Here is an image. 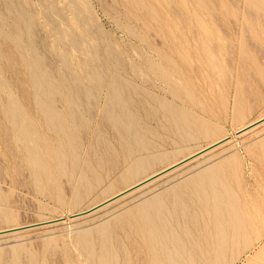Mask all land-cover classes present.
<instances>
[{
	"label": "rangeland",
	"instance_id": "1",
	"mask_svg": "<svg viewBox=\"0 0 264 264\" xmlns=\"http://www.w3.org/2000/svg\"><path fill=\"white\" fill-rule=\"evenodd\" d=\"M261 1L0 0V231L87 211L229 138L91 216L1 235L0 264H229L238 248L231 264L253 261L242 248L264 233V123L236 132L264 117ZM241 218L245 242L215 261Z\"/></svg>",
	"mask_w": 264,
	"mask_h": 264
},
{
	"label": "bare ground",
	"instance_id": "2",
	"mask_svg": "<svg viewBox=\"0 0 264 264\" xmlns=\"http://www.w3.org/2000/svg\"><path fill=\"white\" fill-rule=\"evenodd\" d=\"M23 1V0H22ZM261 0H259V2H260ZM16 2H17V9H19V7H20V4H19V0H16ZM262 2V1H261ZM5 3V2H4ZM264 3V2H263ZM263 3H261L262 5H263ZM248 5V4H247ZM259 7V6H258ZM69 8V7H68ZM255 8V7H254ZM262 7H260V9H261ZM11 9H12V7H11ZM11 9H10V11H11ZM260 9H257L256 8V11L255 12H258L259 14H260V12H262V11H257V10H260ZM249 10H251V9H249ZM9 11V12H10ZM17 11H19V10H17ZM53 12H54V9L52 10ZM251 12V11H250ZM11 13H14V11H12ZM56 14V13H55ZM249 14H251V13H249ZM263 14V13H262ZM261 15V14H260ZM262 18V17H261ZM16 19H18L17 17H16ZM16 19H14V20H16ZM20 19V18H19ZM92 19V18H91ZM54 20V23L56 24L57 23V28H58V32L60 33V35H67L66 33H64V32H66V30H64V27H63V24H64V20L61 18V17H59L57 14H56V16H55V18L53 19ZM56 21V22H55ZM14 22V21H13ZM16 23H18V22H16ZM19 24V23H18ZM17 24V25H18ZM87 24V23H86ZM60 25V26H59ZM70 25V24H69ZM16 26V25H15ZM56 26V25H55ZM74 27V26H73ZM20 29V28H19ZM21 30V29H20ZM82 30V29H81ZM4 31V30H3ZM22 31V30H21ZM34 31V30H33ZM70 32V31H69ZM68 32V33H69ZM33 33V32H32ZM74 33H75V31H74ZM21 34V33H20ZM34 34V33H33ZM32 34V35H33ZM76 34V33H75ZM31 35V34H30ZM21 36V35H20ZM35 36H33V38H34ZM1 38V37H0ZM31 38H32V36H31ZM30 38V39H31ZM29 39V40H30ZM32 40V39H31ZM78 42V41H77ZM83 42V41H82ZM89 42V41H88ZM62 43V42H61ZM0 45H2L1 43H0ZM67 45H65V47H66ZM2 47V46H1ZM25 47V46H24ZM32 48V47H31ZM85 48H87V47H85ZM87 50H88V48H87ZM97 50V49H96ZM23 52V51H22ZM21 52V53H22ZM77 53V52H76ZM90 56V55H89ZM78 57V56H77ZM89 58V57H88ZM93 60V59H92ZM86 61V60H85ZM94 62V61H93ZM100 62V61H99ZM81 63V62H80ZM83 63V62H82ZM101 63V62H100ZM8 65V64H7ZM9 67V66H8ZM11 68V67H10ZM94 68H96V67H94ZM37 70L35 69V67L34 66H32L31 67V70H30V76H31V78H33L34 80L37 78ZM68 76V75H67ZM47 77V76H46ZM46 77L45 76H43V79L46 81L47 79H46ZM76 83V82H75ZM126 83V82H125ZM38 88L40 89V93L41 94H44V96H43V98H47V99H51V96H52V91H53V86L52 85H50V83H48V85H45V87L43 86V85H38ZM45 88H46V90H45ZM38 90V89H37ZM50 90H51V92H50ZM38 92V91H37ZM77 92V91H76ZM78 94L80 93V91H78L77 92ZM53 95H56V94H53ZM58 97V96H57ZM57 97H55L56 99H57ZM78 97H79V95H78ZM115 97V96H114ZM54 98V99H55ZM75 98V97H74ZM53 99V98H52ZM53 99V100H54ZM114 99V98H113ZM117 99V98H116ZM1 100V99H0ZM58 100H59V98H58ZM60 100H61V98H60ZM118 100V99H117ZM62 101V100H61ZM82 101V100H81ZM80 101V102H81ZM63 102V101H62ZM118 104V103H117ZM56 105V104H55ZM83 105V104H82ZM56 107V106H55ZM58 108V107H57ZM36 109V108H35ZM61 111H63L62 109H61ZM61 111H55L50 117H45L46 119H47V121H46V123L49 125V126H51V124H55L56 126H58L59 127V131H60V133L63 131V127H60L61 125H62V117H61ZM61 112V113H60ZM64 113L66 112H68L69 114L70 113H72L73 114V116L76 114L74 111H72L71 109H69V110H67V111H63ZM28 114V113H27ZM48 114H49V112H48ZM37 115H38V113H37ZM29 116H31V115H29ZM39 116V115H38ZM37 116V117H38ZM35 117V116H34ZM40 118V117H39ZM45 118H44V120H45ZM16 121V120H15ZM38 122V121H37ZM264 123V117H262V118H260V119H258L257 121L255 120V122H252V123H250V124H248V125H246V126H244L243 128H241V129H239L237 132H236V134L237 135H243V134H245L246 132H248V131H250V130H252V129H254L255 127H257L258 125H261V124H263ZM39 124V123H38ZM41 124H39V126H40ZM41 127H42V125H41ZM35 128V127H34ZM43 128V127H42ZM48 128V127H47ZM33 129V128H32ZM39 129V128H38ZM46 129V128H45ZM16 132H18V131H16ZM34 133V132H33ZM32 133V135H34ZM36 134H38L37 132H36ZM61 136H62V134H61ZM33 137V136H32ZM34 137H35V135H34ZM28 138H30V137H28ZM37 138V137H36ZM45 138H47V137H45ZM64 139V138H63ZM22 140V139H21ZM229 140V138L228 137H224V138H222V139H220V140H218V141H216V142H213V144H211V145H209V146H206V148H204V149H202V150H199V152H197V153H194V154H192V155H190V156H188L187 158L185 157V159H183V160H181V161H179V162H177V163H175V164H172V165H170V166H168L167 168H165V169H163V170H161V171H159V172H157V173H155V174H153V175H150L149 177H147V178H145V179H143V180H141V181H139L138 183H136L135 185H133V186H130V188H126V190L125 191H122V192H120V193H118V194H116V195H114V196H112V197H110L109 199H107V200H105V201H103L102 203H98V205H94V207L92 206L91 207V209H89V210H87V211H83V212H79V213H76V214H73V215H70L69 217H61V218H59V219H56V220H53V221H49V222H44V223H40V224H35V225H30V226H26V227H23V228H18V229H11V230H3V231H0V236L1 235H5L6 236V234L8 235H10V234H13L14 232H16L17 233V231L19 232V230H23V229H28V228H32V227H37V226H44V225H51V224H55V223H59V222H62L63 220H67V219H71L70 221H72V220H78V219H80V218H84V217H87V216H91V215H93V214H95V213H97V212H99L100 210H102L103 208H105V207H107V206H109V205H111L112 203H114V202H116V201H118L119 199H121V198H123V197H125V196H127V195H129V194H131V193H133L134 191H136V190H139V189H141V188H143V187H145L146 185H149L150 183H152V182H155L156 180H158V179H160L161 177H163V176H165V175H167L168 173H170V172H172V171H175L176 169H178L179 167H181V166H183V165H186L188 162H191V161H193V160H195L197 157H201L202 155H205V153L207 154L208 152H210V151H212L213 149H215L216 147H219L220 145H223L224 143H226L227 141ZM34 141H36L35 139H34ZM61 141H62V139H61ZM63 142V141H62ZM16 143V142H15ZM36 143H37V141H36ZM54 143V142H53ZM18 144V143H17ZM17 144H15V145H17ZM19 148H21L20 146H19ZM33 148H35V147H33ZM28 158V157H27ZM148 161V160H147ZM150 163H151V161H150ZM149 163V164H150ZM146 164V163H145ZM208 169V168H207ZM181 173V172H180ZM210 178V177H209ZM213 178V177H212ZM212 178H210V179H212ZM158 186V185H157ZM169 189V188H168ZM215 189H216V187H215ZM214 191L215 190H213V194H214ZM217 193H218V191H217ZM216 193V194H217ZM167 196H169V195H166V196H164L163 198L164 199H167L168 197ZM180 196V195H179ZM178 196V197H179ZM183 196V195H182ZM215 196H217V195H215ZM181 197V196H180ZM218 197H219V194H218V196H217V199H218ZM182 198H184V196L182 197ZM182 198H179V199H182ZM187 198V197H186ZM212 198H213V196H212ZM163 199V200H164ZM185 199V198H184ZM183 199V200H184ZM216 199V200H217ZM219 199H221V198H219ZM172 200V199H171ZM174 200V199H173ZM187 200V199H186ZM185 200V201H186ZM201 200V199H200ZM208 200V199H207ZM214 200V199H213ZM156 201H157V199H156ZM174 201H176V200H174ZM184 201V202H185ZM220 201L221 200H219V203H220ZM167 202V201H166ZM177 202V201H176ZM218 202V201H217ZM216 201H215V203H217ZM148 203V202H147ZM169 203V202H168ZM172 203V202H171ZM182 203V202H181ZM205 203V202H204ZM222 203V202H221ZM160 204V203H159ZM188 204V203H187ZM230 204V205H229ZM228 205L229 206H231V203H229ZM175 205V204H174ZM179 205V204H178ZM183 205V204H182ZM159 206V205H158ZM185 206H187V205H185ZM213 206V205H212ZM218 206V205H217ZM221 208H222V206L221 205H219ZM226 206V205H225ZM233 206H234V204H233ZM232 206V207H233ZM117 207V206H116ZM146 207H147V205H146ZM168 207H169V205H168ZM181 207V206H180ZM183 207H184V205H183ZM182 207V208H183ZM159 208V207H158ZM175 208H176V206H175ZM178 208V207H177ZM176 208V209H177ZM181 208V209H182ZM190 208H192V207H190ZM230 208V207H229ZM228 207H227V209H229ZM234 208V207H233ZM233 208H231V209H233ZM147 209H149V208H147ZM169 209H172V208H170L169 207ZM218 209V208H217ZM226 211H227V209L226 208H224ZM230 210V209H229ZM229 210L227 211L228 213H229ZM141 211V210H140ZM185 211V210H184ZM189 211H191V210H189ZM192 211H193V209H192ZM239 210L237 209L236 210V214L238 215V213H240V211L238 212ZM149 212H150V210H149ZM171 212V211H170ZM178 212V211H177ZM216 212L217 211H215L214 213L216 214ZM231 212V214L233 215H231L230 217L231 218H233V217H235L234 216V214H233V212L232 211H230ZM176 213V212H175ZM189 213V212H188ZM218 213V212H217ZM127 214H129L128 212H127ZM131 214V213H130ZM151 214V213H150ZM159 214V213H158ZM178 213H176V215H177ZM114 215V214H113ZM143 215V214H142ZM181 215V214H180ZM184 216H185V214H183ZM187 215H189V214H187ZM186 215V216H187ZM109 216V215H108ZM174 216V215H173ZM183 216V217H184ZM186 216H185V218H186ZM192 216V215H191ZM239 216H241V217H243L242 216V213H241V215L239 214ZM110 217H111V215H110ZM143 217H144V215H143ZM154 217V216H153ZM188 217L189 216H187V219H188ZM228 217V216H227ZM146 218V217H145ZM171 218V217H170ZM184 218V219H185ZM245 218V217H244ZM100 219V218H99ZM164 219V218H163ZM175 219V218H174ZM234 219H236V218H234ZM232 220V223H234L233 221H235V220ZM112 220V219H111ZM229 220V219H228ZM231 220V219H230ZM229 220V221H230ZM162 221V220H161ZM160 221V222H161ZM246 221V220H245ZM145 222H149L150 223V220L149 219H145ZM165 222V221H164ZM174 222V221H173ZM176 222V221H175ZM223 222V220L221 221L220 220V223H222ZM238 221H236V223H237ZM250 222V221H249ZM106 223V222H105ZM139 223V222H138ZM137 223V224H138ZM185 223V222H184ZM240 223H241V225H238V226H236L235 227V229H237L236 231H235V229H234V231L236 232V233H232V235H231V233H230V235H231V239H232V243H230L231 245H228L227 244V242H226V238L225 239H222V238H220V239H222V240H220V242H218V244H217V247L215 248V254H213L214 255V258L213 259H215V261H217V262H226V256H227V253L231 250H229V246H231V247H233L232 249H234L235 248V250L234 251H236L237 250V248H238V246H239V242L241 241V239H240V237H243V240H244V242H245V239H244V235L247 233V229H249L248 227H249V225L247 226L246 224H245V222L244 221H242V218H241V220H240ZM247 223H248V221H247ZM100 224V223H99ZM102 224V223H101ZM113 224V223H112ZM126 223H124V225H125ZM146 224V223H145ZM162 224V223H161ZM223 224H224V222H223ZM249 224V223H248ZM148 225V224H147ZM165 224H163V226H164ZM178 225V224H177ZM232 225V224H231ZM102 226V225H101ZM132 226H133V224H132ZM150 226V225H149ZM166 226V225H165ZM174 226H175V224H174ZM197 226V225H196ZM220 226V225H219ZM21 227V226H20ZM98 227V226H97ZM100 227V226H99ZM109 227V226H108ZM111 227V226H110ZM122 227V226H121ZM128 227V226H127ZM131 227V226H130ZM133 227H135V225L133 226ZM139 227H140V225H139ZM138 227V228H139ZM188 227V226H187ZM218 227V226H217ZM223 227H224V225H223ZM222 227V228H223ZM263 228H264V226H262ZM96 228V227H95ZM95 228H93V229H95ZM136 228V227H135ZM137 228V229H138ZM163 228H165L166 229V227H163ZM179 228V227H178ZM44 229V228H43ZM110 229V228H109ZM131 229V228H130ZM142 229V228H141ZM152 229V228H151ZM224 229V228H223ZM232 229V228H231ZM250 229H251V226H250ZM253 229V228H252ZM251 229V230H252ZM110 230H112V229H110ZM132 230H133V228H132ZM135 230V229H134ZM177 230V232H179L180 231V229H179V231H178V229H176ZM187 230V229H186ZM189 230V229H188ZM220 230H221V228H220ZM250 230V231H251ZM88 231H89V229H88ZM88 231H86L87 233H88ZM146 231V230H145ZM149 231V230H148ZM157 231V230H156ZM226 231V230H225ZM228 231V230H227ZM227 231H226V235H227ZM249 231V232H250ZM12 232V233H11ZM91 232H93V230H91ZM95 232H98V231H95ZM109 232V231H108ZM113 232V231H112ZM112 232H110V234L112 233ZM133 232V231H132ZM140 232H142V231H140ZM144 232V231H143ZM215 232V231H214ZM223 232V231H222ZM230 232V231H229ZM233 232V231H232ZM89 233H90V231H89ZM137 233V232H136ZM191 233V232H190ZM190 233L188 232V234L190 235ZM77 234H79V232L77 233ZM95 234V233H94ZM116 234V233H115ZM133 234V233H132ZM179 234V233H178ZM186 234V233H185ZM193 234V233H192ZM222 234V233H221ZM220 234V235H221ZM113 235H114V233H113ZM129 235V234H128ZM143 235V234H142ZM148 235V234H147ZM181 235L183 236V234L181 233ZM218 235V234H217ZM223 235V234H222ZM225 235V234H224ZM252 235V234H251ZM83 236V235H82ZM115 236V235H114ZM121 236V235H120ZM131 236V235H130ZM133 236V235H132ZM137 236V235H136ZM138 236H141L140 234L138 235ZM137 236V237H138ZM174 236V235H173ZM197 236V235H196ZM246 236V235H245ZM79 237V236H78ZM135 237V236H134ZM134 237H130V238H133L134 239ZM137 237H135L136 239H138ZM148 237V236H147ZM164 237V236H163ZM176 237V236H175ZM194 237H195V235H194ZM219 237H221V236H219ZM92 238V237H91ZM95 238V237H94ZM93 238V239H94ZM149 238V237H148ZM183 239H184V237H182ZM185 238H187V237H185ZM193 238V237H192ZM196 238V237H195ZM206 238H208L207 236H206ZM228 238V237H227ZM97 239V238H96ZM112 239H113V237H112ZM116 240H115V244H116V241H117V238H115ZM127 239H128V237H127ZM157 239V238H156ZM158 239H160V237L158 238ZM172 239V238H171ZM194 239V238H193ZM209 239V238H208ZM5 240V239H4ZM92 240V239H91ZM95 240V239H94ZM114 240V239H113ZM130 240V239H129ZM141 240V239H140ZM149 240H150V238H149ZM153 240V239H152ZM254 240H256V243L253 245L252 244V241L253 240H249L248 239V241L245 243V246L242 248V249H248L249 247H252L251 249H252V251H250L249 253H253V261L250 263V264H264V233H262V234H258L257 236H256V238L254 239ZM80 241V240H79ZM112 241V240H111ZM131 241L133 242L134 240H132L131 239ZM177 241V240H176ZM191 241V240H190ZM197 241V240H196ZM203 241V240H202ZM95 242V241H94ZM120 242V241H119ZM138 242H139V240H138ZM155 242V241H154ZM154 242H152V244L154 243ZM179 242V241H178ZM177 242V243H178ZM187 242V241H186ZM192 242V241H191ZM198 242V241H197ZM199 242H200V240H199ZM204 242H205V240H204ZM242 242V241H241ZM81 243V242H80ZM155 243H157L158 244V242L156 241ZM172 244H173V242H171ZM134 244V243H133ZM176 246H175V245ZM173 245H174V247H177V244L176 243H174ZM180 244V243H179ZM187 244V243H186ZM189 244H193V243H189V239H188V245ZM198 244V243H197ZM119 245V244H118ZM121 245V244H120ZM154 245H156V244H154ZM216 245V244H215ZM106 246V245H105ZM138 246V245H137ZM136 246V247H137ZM152 246V245H151ZM183 246V245H182ZM181 246V247H182ZM113 247H114V245H113ZM116 247V246H115ZM121 247V246H120ZM120 247H119V249H118V247H117V249L118 250H121L122 251V249H120ZM158 247V246H157ZM171 247V246H170ZM179 247V246H178ZM177 247V248H178ZM188 248H189V246H187ZM186 247V248H187ZM193 247V246H192ZM106 248H107V246H106ZM124 248V247H123ZM138 248H139V246H138ZM138 248H136V249H138ZM144 248V247H143ZM153 248V247H152ZM151 248V249H152ZM49 249V248H48ZM129 249V248H128ZM150 249V248H149ZM155 249H156V247H155ZM158 249V248H157ZM162 249L163 250H165L163 247H162ZM179 249V248H178ZM103 250V249H102ZM117 250V252H119ZM147 250H148V248H147ZM146 250V251H147ZM153 250V249H152ZM172 250V249H171ZM180 250V249H179ZM6 251V250H5ZM46 251H48V250H46ZM45 251V252H46ZM112 251V250H111ZM157 251V250H156ZM156 251H154V253H155V255L156 254H158L159 255V253H156ZM189 251H191V248H189ZM193 251V250H192ZM191 251V252H192ZM136 252V251H135ZM159 252V251H158ZM161 252V251H160ZM173 252V251H172ZM181 252V251H180ZM194 252V251H193ZM238 252H239V248H238V251L236 252L237 253V255L234 257V258H232L230 261H229V264H231L232 263V261L238 256ZM8 253V252H7ZM121 253V252H120ZM147 253V252H146ZM165 253V252H164ZM174 253V252H173ZM183 253V252H182ZM89 254V253H88ZM110 254V253H109ZM117 254H119V253H117ZM143 254V253H142ZM141 254V255H142ZM148 254V253H147ZM184 254V253H183ZM182 254V256H184ZM154 255V254H153ZM157 255V256H158ZM191 255V254H190ZM194 255V254H193ZM192 255V256H193ZM160 256V255H159ZM97 257V256H96ZM120 257V256H119ZM127 257V256H126ZM136 257H138V256H136ZM135 257V258H136ZM149 257H151V256H149ZM194 257V256H193ZM113 258V257H112ZM122 257H120V259H121ZM157 258V257H156ZM184 258V257H183ZM186 258V257H185ZM107 259V258H106ZM149 259V258H148ZM147 259V260H148ZM151 259H153L152 257H151ZM159 259H161V257L159 258ZM159 259H158V261H159ZM167 259V258H166ZM88 260V259H87ZM129 260V259H128ZM132 260V259H131ZM150 260V259H149ZM163 260V259H162ZM165 260V259H164ZM112 261V260H111ZM157 261V262H158ZM176 261L178 262V260L176 259ZM240 261V260H239ZM243 261V260H242ZM92 263H93V259H92V261H91ZM120 262V261H119ZM152 262V261H151ZM153 262H155V261H153ZM152 262V263H153ZM165 262V261H164ZM163 262V263H164ZM190 262H191V260H190ZM193 262V261H192ZM241 262V261H240ZM112 263V262H111ZM151 263V264H152ZM120 264H121V262H120ZM129 264H130V262H129ZM134 264V263H133ZM136 264H137V262H136ZM140 264V263H139ZM159 264V263H158ZM179 264V263H178Z\"/></svg>",
	"mask_w": 264,
	"mask_h": 264
}]
</instances>
